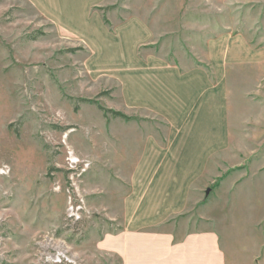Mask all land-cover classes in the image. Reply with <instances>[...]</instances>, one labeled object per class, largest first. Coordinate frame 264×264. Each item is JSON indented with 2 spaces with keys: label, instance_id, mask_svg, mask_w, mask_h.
Segmentation results:
<instances>
[{
  "label": "rangeland",
  "instance_id": "rangeland-1",
  "mask_svg": "<svg viewBox=\"0 0 264 264\" xmlns=\"http://www.w3.org/2000/svg\"><path fill=\"white\" fill-rule=\"evenodd\" d=\"M96 4L102 47L27 0H0V264H124L103 243L122 233L130 163L149 119L126 109L124 79L111 70L117 48L103 53L119 27L145 22L154 39L137 55L182 66L205 62L206 43L223 36L235 38L232 51L241 38L264 54V0ZM227 72L229 146L213 160L212 209L191 212L198 225L207 215L225 227L242 264H264V61ZM71 208L79 221L69 222Z\"/></svg>",
  "mask_w": 264,
  "mask_h": 264
},
{
  "label": "crops",
  "instance_id": "crops-1",
  "mask_svg": "<svg viewBox=\"0 0 264 264\" xmlns=\"http://www.w3.org/2000/svg\"><path fill=\"white\" fill-rule=\"evenodd\" d=\"M27 1L65 33L78 34L93 47L101 44L100 35H108L100 17L93 15L98 0ZM153 39L145 22L131 19L103 46V53L117 48L111 70L124 79L127 111L149 119L148 133L142 134L141 149L130 163L122 233L106 237L103 247L124 264H242L225 227L215 226L207 215L198 225L191 209L204 214L212 209L205 193L215 178L213 160L229 146L227 71L261 63L264 54L252 52L241 38L236 41L245 47L232 51L235 38L223 36L206 43L205 62L182 66L150 50L139 57V47Z\"/></svg>",
  "mask_w": 264,
  "mask_h": 264
},
{
  "label": "built area",
  "instance_id": "built-area-1",
  "mask_svg": "<svg viewBox=\"0 0 264 264\" xmlns=\"http://www.w3.org/2000/svg\"><path fill=\"white\" fill-rule=\"evenodd\" d=\"M79 220H80V215H78V210H74V208H71L69 212V222H74Z\"/></svg>",
  "mask_w": 264,
  "mask_h": 264
},
{
  "label": "water",
  "instance_id": "water-1",
  "mask_svg": "<svg viewBox=\"0 0 264 264\" xmlns=\"http://www.w3.org/2000/svg\"><path fill=\"white\" fill-rule=\"evenodd\" d=\"M210 192H211V191H210V190H208V191L206 192V195H207V196H209Z\"/></svg>",
  "mask_w": 264,
  "mask_h": 264
},
{
  "label": "trees",
  "instance_id": "trees-1",
  "mask_svg": "<svg viewBox=\"0 0 264 264\" xmlns=\"http://www.w3.org/2000/svg\"><path fill=\"white\" fill-rule=\"evenodd\" d=\"M116 115H117V117H118V116L123 117V116H121L120 114H116Z\"/></svg>",
  "mask_w": 264,
  "mask_h": 264
},
{
  "label": "bare ground",
  "instance_id": "bare-ground-1",
  "mask_svg": "<svg viewBox=\"0 0 264 264\" xmlns=\"http://www.w3.org/2000/svg\"><path fill=\"white\" fill-rule=\"evenodd\" d=\"M74 162H76V161H74Z\"/></svg>",
  "mask_w": 264,
  "mask_h": 264
}]
</instances>
